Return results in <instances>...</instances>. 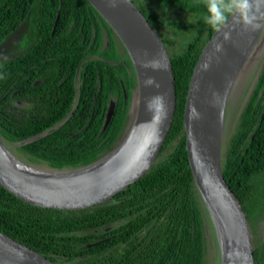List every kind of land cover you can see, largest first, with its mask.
Masks as SVG:
<instances>
[{"label":"trees","instance_id":"trees-1","mask_svg":"<svg viewBox=\"0 0 264 264\" xmlns=\"http://www.w3.org/2000/svg\"><path fill=\"white\" fill-rule=\"evenodd\" d=\"M132 1L167 47L175 76V114L158 159L126 189L80 210L31 205L0 186V231L58 264H209L206 219L215 227L189 166L182 116L214 29L201 18L202 0ZM22 19V52L0 60L1 139L48 171L106 157L130 123L137 90L124 45L88 0H0L2 30ZM236 123L221 146V171L249 220L263 190L264 65ZM255 242L256 264H264V239Z\"/></svg>","mask_w":264,"mask_h":264},{"label":"water","instance_id":"water-1","mask_svg":"<svg viewBox=\"0 0 264 264\" xmlns=\"http://www.w3.org/2000/svg\"><path fill=\"white\" fill-rule=\"evenodd\" d=\"M119 37L133 64L136 108L126 135L106 157L72 171H48L24 163L0 137V186L25 203L58 210L101 204L154 165L176 109L169 51L132 0H88ZM25 21L23 22V27ZM214 30L197 54L183 105L185 148L195 184L217 233L219 264H256L249 220L221 171L225 110L233 83L264 27L235 28L227 41ZM222 45L217 50L216 45ZM110 105L105 123L110 120ZM0 264H58L0 231Z\"/></svg>","mask_w":264,"mask_h":264},{"label":"rangeland","instance_id":"rangeland-1","mask_svg":"<svg viewBox=\"0 0 264 264\" xmlns=\"http://www.w3.org/2000/svg\"><path fill=\"white\" fill-rule=\"evenodd\" d=\"M253 49H252L253 50L252 54L249 56L242 70L238 73L228 97L226 110H225L223 134H222L223 147L227 139H229V137L231 136V133H233V131L235 130L237 124L236 121L238 120L240 111L243 105L245 104L260 71L263 68L264 33L260 35ZM135 95L136 94L134 93L128 111V116L131 115L129 116L130 123L132 121L136 108ZM130 123L128 124L130 125ZM129 125L126 126L124 130L121 132L119 137V140L121 139L120 142L122 141L123 137L126 135ZM259 183L261 185V188L263 189L261 191V194L262 196H264V176L261 179H259ZM262 196H260V198ZM260 198L259 196H256L255 198L258 201L260 200L258 206L259 209H257V212H255L253 216L249 217L250 220L249 223L255 240L264 239V197L262 198V200ZM210 225H211L210 221L206 219L207 236L209 240L208 242V255L210 257L209 264H219L220 255H219V244H218L217 233L213 229V226L211 225L212 226L211 228Z\"/></svg>","mask_w":264,"mask_h":264},{"label":"clouds","instance_id":"clouds-1","mask_svg":"<svg viewBox=\"0 0 264 264\" xmlns=\"http://www.w3.org/2000/svg\"><path fill=\"white\" fill-rule=\"evenodd\" d=\"M202 3L203 22L217 31L225 29L222 32L225 41L235 28L256 31L264 27V0H202ZM109 4L115 7L116 0H109ZM221 47L216 45L217 50Z\"/></svg>","mask_w":264,"mask_h":264},{"label":"flooded vegetation","instance_id":"flooded-vegetation-1","mask_svg":"<svg viewBox=\"0 0 264 264\" xmlns=\"http://www.w3.org/2000/svg\"><path fill=\"white\" fill-rule=\"evenodd\" d=\"M25 19H22L14 27L8 26L10 29L2 30L0 28V60L9 59L12 56H15L22 52V36L25 28L23 27V22ZM24 28V29H23ZM29 44V43H28ZM28 46L25 47L26 50ZM37 81H35L36 83Z\"/></svg>","mask_w":264,"mask_h":264}]
</instances>
